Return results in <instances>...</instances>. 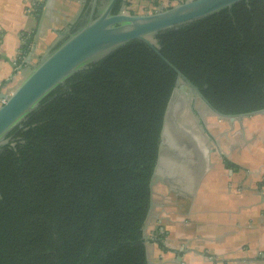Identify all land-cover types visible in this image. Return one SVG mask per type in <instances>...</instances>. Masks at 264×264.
I'll use <instances>...</instances> for the list:
<instances>
[{"label":"trees","instance_id":"1","mask_svg":"<svg viewBox=\"0 0 264 264\" xmlns=\"http://www.w3.org/2000/svg\"><path fill=\"white\" fill-rule=\"evenodd\" d=\"M151 42L220 114L264 111V0ZM163 58L132 41L72 76L9 132L0 150V264H149L151 182L183 83Z\"/></svg>","mask_w":264,"mask_h":264},{"label":"crops","instance_id":"2","mask_svg":"<svg viewBox=\"0 0 264 264\" xmlns=\"http://www.w3.org/2000/svg\"><path fill=\"white\" fill-rule=\"evenodd\" d=\"M182 1L151 3L159 7L153 8L157 12ZM46 2L0 0L3 94L21 85L36 58L57 45L61 33L75 28L88 6V0H51L36 43L40 24L36 6L45 7ZM30 55L34 59L27 63ZM179 116L176 151L163 155L179 189L167 181L153 187L155 207L145 229L149 260L152 264H264V113L231 121L206 105H192L182 108Z\"/></svg>","mask_w":264,"mask_h":264},{"label":"water","instance_id":"3","mask_svg":"<svg viewBox=\"0 0 264 264\" xmlns=\"http://www.w3.org/2000/svg\"><path fill=\"white\" fill-rule=\"evenodd\" d=\"M119 1H106L99 13L96 14L99 0H92L89 4V15L84 24L77 25L78 27L76 26L69 32L61 33L62 40L45 55L36 58V65L11 95L3 94L1 92L2 87L0 88V100L6 101L4 105L0 106V150L7 145L5 139L12 129L36 111L50 93L59 86L64 85L68 79L83 71L90 64L136 40L153 47L157 54L163 58L153 46L151 37L162 31L231 9L238 3L247 0H186L176 6L152 14L126 15L122 10L119 14L114 15L113 9ZM50 2L51 0H47L45 7L43 6V13L37 15L40 24L35 39L36 43ZM34 52L35 47H33ZM28 59L27 63L34 58L30 55ZM163 59L176 71L183 83L180 85L179 81L180 86L175 90L165 115L158 162L151 182L152 190L159 182L164 181L179 189L174 183L177 178L176 175H169L171 171L163 160L165 152L176 151L177 146H175L174 138L181 131L180 127L176 125V119L181 113V109L187 107V105H173V99L177 92H179V95H185L188 91L193 92L214 114L228 118L231 121L247 117L244 115L228 117L217 112L203 98L196 86L165 58ZM260 113H264V111ZM154 207L155 202L152 197L150 214ZM147 256L149 260L148 252ZM149 264H152L150 260Z\"/></svg>","mask_w":264,"mask_h":264},{"label":"rangeland","instance_id":"4","mask_svg":"<svg viewBox=\"0 0 264 264\" xmlns=\"http://www.w3.org/2000/svg\"><path fill=\"white\" fill-rule=\"evenodd\" d=\"M125 2L127 5L123 8V13L126 15H146L154 12L153 8L155 6L149 0H126ZM146 8H149L150 10H147ZM157 8L159 7L156 5V9ZM150 39L152 40V37ZM173 105H187V107L195 105L197 107V105L205 104L200 98L196 97L193 92L188 91L185 95H179V92H177L173 99ZM178 117L180 116L178 115ZM5 143H7V141Z\"/></svg>","mask_w":264,"mask_h":264},{"label":"flooded vegetation","instance_id":"5","mask_svg":"<svg viewBox=\"0 0 264 264\" xmlns=\"http://www.w3.org/2000/svg\"><path fill=\"white\" fill-rule=\"evenodd\" d=\"M124 1H126V0H124ZM149 1L152 2L153 0H149ZM184 1H186V0H184ZM184 1H182V2H180V3H183ZM180 3H179V4H180ZM153 4H154V6L156 5V3H153ZM177 5H178V4H177ZM125 7H126V6L124 5L123 8H125ZM146 9H147V10H150L149 8H146ZM122 10H124V9H122ZM160 10H161V9H160ZM85 13H86V12H85ZM88 15H89V11L84 15V17L82 18V20H84L85 18H87ZM79 25H80V24H79ZM79 25H78V26H79ZM78 26H77V27H78ZM73 29H74V28H73ZM73 29H71V30H73ZM71 30H70V31H71Z\"/></svg>","mask_w":264,"mask_h":264},{"label":"built area","instance_id":"6","mask_svg":"<svg viewBox=\"0 0 264 264\" xmlns=\"http://www.w3.org/2000/svg\"><path fill=\"white\" fill-rule=\"evenodd\" d=\"M14 91H12L11 93L7 94V95H11ZM6 103L5 100H0V106L4 105Z\"/></svg>","mask_w":264,"mask_h":264}]
</instances>
